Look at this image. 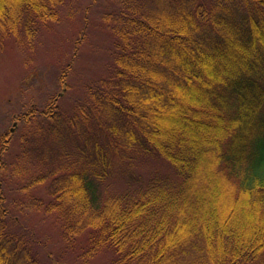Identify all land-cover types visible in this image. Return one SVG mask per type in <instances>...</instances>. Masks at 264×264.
<instances>
[{"label": "trees", "instance_id": "1", "mask_svg": "<svg viewBox=\"0 0 264 264\" xmlns=\"http://www.w3.org/2000/svg\"><path fill=\"white\" fill-rule=\"evenodd\" d=\"M65 1L0 0V46L33 42ZM116 1L105 13L111 74L89 86L73 119L104 134L86 141L88 166L61 160L33 178L50 179L45 209L68 238L88 232V253L112 248L113 264H264V0ZM121 148L164 157L176 177L102 202ZM4 150L0 264H43L1 205Z\"/></svg>", "mask_w": 264, "mask_h": 264}, {"label": "rangeland", "instance_id": "2", "mask_svg": "<svg viewBox=\"0 0 264 264\" xmlns=\"http://www.w3.org/2000/svg\"><path fill=\"white\" fill-rule=\"evenodd\" d=\"M117 6L116 0H66L58 19L42 24L33 42L13 36L0 46V142L8 177L2 181L6 198L1 205L9 209L12 230L28 236L43 264H113L117 255L112 248L88 253V232L65 236L58 213L44 206L50 199V179L32 184L61 160L88 166L86 141L92 132L104 134L73 119L89 86L111 74L114 38L105 13ZM49 110L53 118L69 122L68 128L51 127L43 114ZM100 140L110 143L106 136ZM112 157L99 188L102 202L134 194L156 176L176 177L172 164L157 154L121 148Z\"/></svg>", "mask_w": 264, "mask_h": 264}]
</instances>
